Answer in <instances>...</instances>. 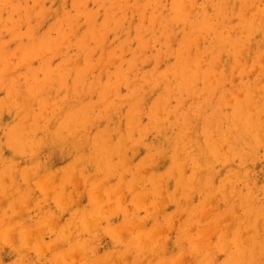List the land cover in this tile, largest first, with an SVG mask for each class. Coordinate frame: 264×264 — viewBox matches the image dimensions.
Instances as JSON below:
<instances>
[{
    "label": "clouds",
    "instance_id": "9594fccd",
    "mask_svg": "<svg viewBox=\"0 0 264 264\" xmlns=\"http://www.w3.org/2000/svg\"><path fill=\"white\" fill-rule=\"evenodd\" d=\"M0 264H264V0H0Z\"/></svg>",
    "mask_w": 264,
    "mask_h": 264
}]
</instances>
